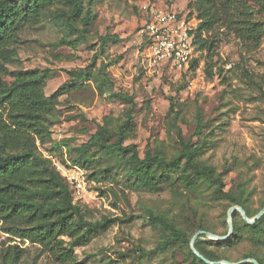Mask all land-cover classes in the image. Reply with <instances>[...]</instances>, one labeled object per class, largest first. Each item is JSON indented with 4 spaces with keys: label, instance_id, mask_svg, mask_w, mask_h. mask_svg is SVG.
I'll return each mask as SVG.
<instances>
[{
    "label": "rangeland",
    "instance_id": "rangeland-1",
    "mask_svg": "<svg viewBox=\"0 0 264 264\" xmlns=\"http://www.w3.org/2000/svg\"><path fill=\"white\" fill-rule=\"evenodd\" d=\"M148 1L188 12L194 0H81L73 26L68 23L70 5L55 0L39 21L21 28L17 59L7 65L9 70L50 69L43 86L47 97L70 80L68 70L92 65L90 80L55 101L49 135L43 142L37 139L39 150L60 173L64 167L84 171L86 190L72 189V194L85 217L111 220L76 247L84 264H198L190 255L197 232L222 236L229 230L233 206L243 205L252 217L264 207V33L255 46L218 28L216 50L197 49L194 66H152L145 59L140 32L145 18L141 5ZM255 8L264 28V10ZM106 34L120 41L102 51ZM129 117L124 145H136L141 157L149 150L167 160L180 154V138L200 147L193 162L211 167L240 204L218 196L217 184L193 175L185 159L168 168L140 170L131 159L132 150H101L93 136L100 133L101 142H115ZM150 213L173 222L189 243L142 253L169 235L153 223ZM246 222L239 211L237 242L211 243L212 237L203 232L195 242L220 264L246 258L264 261V231L255 233ZM16 245L18 257L12 264H59L40 244L6 233L0 221V264H9L3 254Z\"/></svg>",
    "mask_w": 264,
    "mask_h": 264
},
{
    "label": "trees",
    "instance_id": "trees-1",
    "mask_svg": "<svg viewBox=\"0 0 264 264\" xmlns=\"http://www.w3.org/2000/svg\"><path fill=\"white\" fill-rule=\"evenodd\" d=\"M70 5L69 26L81 13V0H63ZM55 0H0V221L4 223V231L14 237L38 243L59 264H84L79 261L76 247L83 245L92 232L105 229L111 220L92 221L85 217L83 208L74 202L72 189L64 176L52 164L50 158L39 150L37 139L43 142L49 135V128L55 101L63 94L83 85L91 79V66L68 70L70 80L61 84L50 96L43 92L45 79L50 69L9 70L7 65L17 59V46L21 42L20 30L28 24L39 21L46 8ZM255 6L264 10V0H194L188 3L189 15H195L200 22L195 33L197 49L214 51L221 38L217 37L218 28H225L242 41L258 45L263 37V23L257 20ZM119 42L116 35L106 34L101 38V50L110 42ZM197 63L194 58L191 65ZM103 69V74L106 72ZM8 75L7 81L2 76ZM105 79H107L105 75ZM105 79L99 84L105 83ZM120 99L132 97L116 94ZM171 111H176V104L171 102ZM131 119L120 126L117 140L113 143L101 142L103 135L93 136V141L101 150L115 153L121 150H132V160L140 170L152 166L168 168L179 165L185 159V168H190L193 175L205 176L217 184L216 194L228 197L236 204L239 200L224 190V181L209 166H198L193 162L200 147L185 143L180 138L181 151L177 157L167 160L163 156L147 150L144 157L137 151L136 145H124V136ZM83 152V149H80ZM79 162V160H74ZM242 205V204H241ZM248 217L253 218L246 207ZM238 210L231 212L232 233L225 240L210 239L211 243L231 244L240 239L236 216ZM155 224L162 226L167 235L158 245L142 253L152 254L164 250L174 242L189 243L188 237L173 222L157 215L149 214ZM264 215L253 223L245 225L253 232L264 231L262 223ZM229 230L222 234H228ZM199 236V235H198ZM197 236V237H198ZM197 239V238H196ZM195 239V241H196ZM194 241L196 250L211 261L199 244ZM14 246L3 254L5 263L12 264L18 257ZM190 255L198 264H210L199 257L192 249ZM264 264L260 258H255ZM243 264H253L246 262Z\"/></svg>",
    "mask_w": 264,
    "mask_h": 264
},
{
    "label": "built area",
    "instance_id": "built-area-1",
    "mask_svg": "<svg viewBox=\"0 0 264 264\" xmlns=\"http://www.w3.org/2000/svg\"><path fill=\"white\" fill-rule=\"evenodd\" d=\"M141 11L145 16L140 30L145 59L152 66L187 68L197 55L195 33L199 18L190 16L189 11L150 1L141 5ZM61 173L74 192L86 190L87 181L82 169L64 167Z\"/></svg>",
    "mask_w": 264,
    "mask_h": 264
},
{
    "label": "water",
    "instance_id": "water-1",
    "mask_svg": "<svg viewBox=\"0 0 264 264\" xmlns=\"http://www.w3.org/2000/svg\"><path fill=\"white\" fill-rule=\"evenodd\" d=\"M233 210H238L241 212L242 216L249 222V223H253L255 222L256 220H258L259 218H261L263 215H264V207L253 217V218H250L248 217L245 209L242 207V206H239V205H235L233 206L229 212H228V224H229V232L228 234L224 235V236H220V235H216L214 233H211V232H207V231H200V232H197L192 241H191V247H192V250L199 256L201 257L202 259H204L206 262L210 263V264H220L221 262L220 261H211L209 260L208 258L204 257L203 255H201L197 250L196 248L194 247V241L195 239L197 238V236L199 235V233L203 232V233H207L209 236H211L212 238H215V239H218V240H225L227 239L231 233H232V222H231V212ZM246 262H252L253 264H259L258 261L255 259V258H246V259H243V260H240L238 262H231V261H225L226 264H243V263H246Z\"/></svg>",
    "mask_w": 264,
    "mask_h": 264
}]
</instances>
